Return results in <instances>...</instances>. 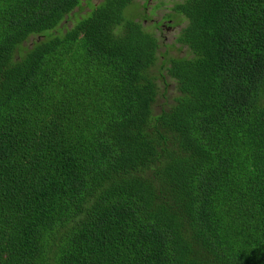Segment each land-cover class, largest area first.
I'll list each match as a JSON object with an SVG mask.
<instances>
[{
	"label": "trees",
	"instance_id": "obj_1",
	"mask_svg": "<svg viewBox=\"0 0 264 264\" xmlns=\"http://www.w3.org/2000/svg\"><path fill=\"white\" fill-rule=\"evenodd\" d=\"M83 2L0 0V264H264V0Z\"/></svg>",
	"mask_w": 264,
	"mask_h": 264
},
{
	"label": "rangeland",
	"instance_id": "obj_2",
	"mask_svg": "<svg viewBox=\"0 0 264 264\" xmlns=\"http://www.w3.org/2000/svg\"><path fill=\"white\" fill-rule=\"evenodd\" d=\"M92 2L93 3H98L99 2V0H92ZM83 5H85L86 6V0H84V2H83ZM171 4H169V6H170ZM88 10V7H85V9L83 10V12H85V11H87ZM150 13V12H149ZM154 18L156 19V18H159V17H157L155 14H154ZM157 26L159 27H162V33H167L169 30H170V28H169V26H168V22H162V23H160V22H157ZM166 97V96H165ZM160 103H162V101L160 100L159 101Z\"/></svg>",
	"mask_w": 264,
	"mask_h": 264
},
{
	"label": "clouds",
	"instance_id": "obj_3",
	"mask_svg": "<svg viewBox=\"0 0 264 264\" xmlns=\"http://www.w3.org/2000/svg\"><path fill=\"white\" fill-rule=\"evenodd\" d=\"M164 33H162L161 35H163ZM163 37H164V40H165V38H166V36L165 35H163ZM164 40H163V42H164ZM162 42V43H163ZM162 51H165V49H163Z\"/></svg>",
	"mask_w": 264,
	"mask_h": 264
}]
</instances>
